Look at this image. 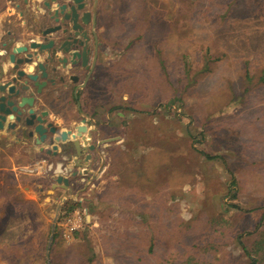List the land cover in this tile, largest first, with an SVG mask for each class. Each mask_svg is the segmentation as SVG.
Wrapping results in <instances>:
<instances>
[{"label": "rangeland", "instance_id": "rangeland-1", "mask_svg": "<svg viewBox=\"0 0 264 264\" xmlns=\"http://www.w3.org/2000/svg\"><path fill=\"white\" fill-rule=\"evenodd\" d=\"M99 2L119 141L69 239L60 211L78 197L28 199L0 173V264H249L242 244L264 239V0Z\"/></svg>", "mask_w": 264, "mask_h": 264}, {"label": "crops", "instance_id": "crops-1", "mask_svg": "<svg viewBox=\"0 0 264 264\" xmlns=\"http://www.w3.org/2000/svg\"><path fill=\"white\" fill-rule=\"evenodd\" d=\"M45 2L47 0H0V83L11 81L15 76L13 63L9 61L12 48L28 45L32 41L45 42L41 31L56 24L47 15L49 9ZM54 6L56 3L53 2L52 8ZM91 13L96 19L92 31L96 34L94 42H98V51L95 46L94 51L89 49V69L82 67L80 62L75 66L67 63L63 68L64 64L55 58L52 63H46L47 82L41 91L36 92L33 82H29V89L21 94L27 96L33 93L35 111H46L47 122L58 130H74L85 118L88 127L86 136L91 135L90 143L96 147L84 153L78 167L79 157L71 139L54 142L58 148L56 154H50L47 153L51 148L49 141L36 144L37 135L29 136L30 129L22 127L21 123L16 126L15 133L6 126L0 129V173L11 174L16 187L28 199H36L41 191L51 188L57 175H63L69 179L67 190L57 186L54 195L60 198L65 195L78 197L89 202L91 197L88 192L103 182L102 174L109 163L111 147L119 141L120 137L111 134L108 128L112 127L116 115L123 116L116 99L126 98L116 96V86L109 77L110 73L113 74L111 63L114 59L104 34L106 24L100 20L102 9L99 0ZM56 35L52 34L48 39L56 38ZM88 46L92 47L91 40ZM24 56L25 53L16 54V58ZM59 56L64 54L59 53ZM46 57L44 51L37 60L44 62ZM19 68L26 72L35 71L32 64H22ZM111 138L114 139L98 143ZM79 141L83 144L81 138ZM86 154H90V159L84 160ZM73 172H77L76 175H72ZM22 177L24 183L21 182Z\"/></svg>", "mask_w": 264, "mask_h": 264}, {"label": "water", "instance_id": "water-1", "mask_svg": "<svg viewBox=\"0 0 264 264\" xmlns=\"http://www.w3.org/2000/svg\"><path fill=\"white\" fill-rule=\"evenodd\" d=\"M52 1L56 3V6L53 8L52 4L48 2H45V5L49 9L47 15L56 24L41 31L45 42L32 41L28 45L15 46L9 54V61L13 63L15 76L11 81L0 83V129L6 126L8 130H12L15 133L16 126L21 123L22 127L30 129L28 131L29 136L37 135L36 144H43L49 141L51 148L47 150V153L50 154H56L58 147L54 142H65L71 139L77 150V157H79L77 166L79 167L84 153L96 147L90 143L91 135L86 136L88 127L85 118L81 120L80 124L75 126L74 130H58L55 125L47 122L46 111L39 113L35 111L33 108V93H29L27 96H22L21 94L22 91L29 89V82H33L36 92L39 93L41 91L47 82L46 63H52L55 58L57 62L64 64L63 68L66 67L67 63L75 66L79 62L82 67H89L87 62L88 42L90 38L85 26L88 25L90 12L84 10V0H63L64 2H60L61 4L56 0ZM55 33L57 34L56 38L52 37L48 39V37H51ZM44 51L47 53L46 60L39 62L37 58ZM19 53H25V56L23 58H16V54ZM59 53L64 54V56L60 57ZM22 64H32L35 71L26 72L21 70L19 67ZM79 138H81L83 144H80ZM112 139L114 138L101 140L98 143H105ZM84 158V160L90 159V154H86ZM76 173L73 172L72 175H76ZM68 185V177L57 175L55 183L51 185L48 193L53 194L57 186L67 190ZM66 198V195L62 196L60 198L61 202ZM60 208L61 204L58 205L56 214L52 220L46 247L47 254L54 237L56 220ZM87 220H89L88 215Z\"/></svg>", "mask_w": 264, "mask_h": 264}, {"label": "built area", "instance_id": "built-area-1", "mask_svg": "<svg viewBox=\"0 0 264 264\" xmlns=\"http://www.w3.org/2000/svg\"><path fill=\"white\" fill-rule=\"evenodd\" d=\"M86 213L87 209L81 204V206H77L61 216L59 225L61 226L64 238H71L75 231H79L85 227Z\"/></svg>", "mask_w": 264, "mask_h": 264}, {"label": "trees", "instance_id": "trees-1", "mask_svg": "<svg viewBox=\"0 0 264 264\" xmlns=\"http://www.w3.org/2000/svg\"><path fill=\"white\" fill-rule=\"evenodd\" d=\"M207 157H211V156L207 155ZM87 203H89V205H90L91 204V201H89ZM77 206H81V202L78 201V200H75V201L72 200V201L65 202V204L61 208V211H60L61 213H60L59 220H60V218H61V216L63 214H65V213L73 210ZM86 209H87V212L88 213H91V205L90 206H87ZM77 232L78 231H75L74 232V235ZM242 248L245 251H247L248 255L252 256V259L250 260L249 264H258L259 261H261V259L264 257V239H259V240L255 241L254 244L252 245V247H248L247 245H245L243 243L242 244Z\"/></svg>", "mask_w": 264, "mask_h": 264}, {"label": "flooded vegetation", "instance_id": "flooded-vegetation-1", "mask_svg": "<svg viewBox=\"0 0 264 264\" xmlns=\"http://www.w3.org/2000/svg\"><path fill=\"white\" fill-rule=\"evenodd\" d=\"M56 1L59 2V4L64 2L63 0H56ZM96 1L97 0H84L86 11L90 12L87 33H88V36L90 38L89 42H90V40L92 41V47L89 48V46H88V50L91 49L92 51H94V46H95V50L98 51V42H97V40L94 42V36L96 38V34H95V32L92 31L93 30V26L95 27V25H96V19H95V17L94 18L92 17V13H91V10H92L93 6H95V2ZM47 2L50 3V4L53 3L52 0H47ZM51 26H53V25H51Z\"/></svg>", "mask_w": 264, "mask_h": 264}]
</instances>
